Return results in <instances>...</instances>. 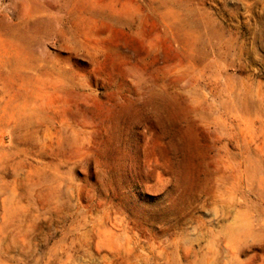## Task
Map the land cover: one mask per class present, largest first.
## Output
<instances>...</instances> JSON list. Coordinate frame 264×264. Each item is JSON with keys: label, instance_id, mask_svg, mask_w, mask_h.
I'll return each mask as SVG.
<instances>
[{"label": "rangeland", "instance_id": "1", "mask_svg": "<svg viewBox=\"0 0 264 264\" xmlns=\"http://www.w3.org/2000/svg\"><path fill=\"white\" fill-rule=\"evenodd\" d=\"M0 264H264V0H0Z\"/></svg>", "mask_w": 264, "mask_h": 264}]
</instances>
